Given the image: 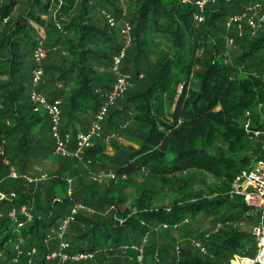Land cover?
<instances>
[{
    "label": "trees",
    "instance_id": "obj_1",
    "mask_svg": "<svg viewBox=\"0 0 264 264\" xmlns=\"http://www.w3.org/2000/svg\"><path fill=\"white\" fill-rule=\"evenodd\" d=\"M246 2L217 0L196 26V7L183 0H0V133L20 175H34L35 167L52 156L53 138L45 126L49 118L34 112L30 99L33 53L39 41L48 49L40 90L50 100H62L63 112L94 115L115 80L112 68L123 46V22L132 26L133 43L122 71L132 75L134 86L127 98L110 108L104 136L86 150L84 159L94 163L96 172L112 170L121 183L137 176H147L148 183L130 210L118 208L121 200L115 189L101 198L107 210L112 209V227L103 226L111 229L104 236L105 245L89 232L78 230L75 236L69 226L66 239L71 250L98 252L83 264H140L139 251L131 246L143 249V264H154L156 253L161 264H229L235 254H256L255 239L242 225L252 219L256 225L259 216L248 214L242 196L228 195L240 171L261 160L262 145L244 128L247 114L256 128L264 129L257 113L258 105L264 104V31L253 35L246 28L240 36L226 28L227 18ZM107 14L117 20L116 26L109 24ZM228 37L234 39L233 48L227 47ZM192 77L198 82L193 84ZM129 122L132 126L124 128ZM37 125L42 127L35 129ZM117 131L140 144L134 148L114 141L119 151L118 158H112L105 155V138ZM73 164L62 165L73 171ZM8 174L0 158L2 189L17 194L13 202H0V264H8L16 254L12 243L18 226L9 213L23 205L33 214V220L20 228L23 249L37 248L34 264H51L46 254L56 248L48 247L45 238L59 225L55 219L46 223L44 215L50 203H58L53 189L64 181L42 183L50 186L44 190L40 183ZM201 174L220 183L208 185L209 192L198 189L195 184L206 181L199 179ZM83 181L77 182L81 193ZM95 192L92 189L91 195ZM94 217L87 216L90 226L97 223ZM19 220H24L20 214ZM218 224L219 231H210ZM205 225L212 228L203 229ZM189 238L201 240L207 254Z\"/></svg>",
    "mask_w": 264,
    "mask_h": 264
},
{
    "label": "built area",
    "instance_id": "obj_2",
    "mask_svg": "<svg viewBox=\"0 0 264 264\" xmlns=\"http://www.w3.org/2000/svg\"><path fill=\"white\" fill-rule=\"evenodd\" d=\"M120 1L124 2V0ZM216 1L217 0H183L184 3H192L196 7V11L193 14L196 26H200L205 21L204 13L206 8ZM124 10L126 13V8ZM106 18L112 27L117 25V20L111 14H107ZM226 28L228 32L235 30L240 36L244 35L246 28L249 29L253 35L257 34L259 31H264V2L257 1L251 4L243 5L240 12L231 14L227 18ZM120 34L124 41L119 54L115 57L113 62L112 71L114 73L115 80L112 87L104 94L103 104H101L99 109L94 113L88 130L78 131L76 134L62 129V101L60 99L50 100L47 95L40 90L41 85L44 83L45 61L48 57V49L45 42L43 40L39 41L34 49V65L31 80L33 90L31 91L30 99L34 105V112L40 113L44 111L49 118L50 132L55 143V155L64 158L72 157L82 160L84 158L85 151L93 147L94 140L104 136V124L110 108L113 107L120 97L125 94L127 89L133 85L132 75L122 71L123 62L133 43L132 26L129 22H123ZM233 43L234 39L232 37H228V47ZM142 77L143 75H141V78ZM257 113L259 115L260 122L264 123V104L258 105ZM244 128L246 134L252 140H260L264 137V129H259L254 126L251 114H247ZM113 136L114 134H109L106 136L105 140L109 142ZM5 145L6 140L0 133V158L2 163L9 167V178H21L27 180L31 184H39L47 177L45 174L35 177L20 175L7 156ZM102 176L104 175H98L95 177V180L102 182ZM107 177L115 179L116 174L111 172L107 175ZM69 184V191L72 192V180H69ZM229 196L232 198L242 196L246 205L249 207L248 214L259 216V221L254 227L252 233L257 245L256 254L254 257L235 254L231 259L234 261L233 264H264V161L255 160L248 168L241 170L236 177L231 190L229 191ZM16 197L17 194L15 192L3 190L2 182L0 181V202H13ZM81 208V205L73 207L71 212L63 218L58 228L52 229V233L47 234L45 238V243L47 245H49V243L53 240L58 241V248L46 254L47 261H53L56 264L80 263L90 261L97 256V251L71 250V244L66 239L67 230L76 220L78 212ZM19 214L24 217V220H19ZM9 217L17 223L18 227L15 231L17 238L14 242L16 254L13 258H11V260H9L8 264H34V258L38 252L37 248L33 247L29 251L25 252L23 249L24 240L19 235L20 228H22L27 222H31L33 220V214L26 205H23L19 211L13 209L9 213ZM177 226L178 225H176V227ZM164 227H167V225H164ZM221 227L222 224H218L215 231H219ZM207 236H209V234ZM192 244L197 247L202 254H207L208 251L201 240L194 239ZM125 248H127V246ZM131 248L139 251L137 262L143 264V249L138 248L137 246H131ZM178 254H180L179 248ZM0 256L3 257V253H0ZM23 257L26 258L25 261H23ZM154 264H161V258L158 253L155 254Z\"/></svg>",
    "mask_w": 264,
    "mask_h": 264
},
{
    "label": "rangeland",
    "instance_id": "obj_3",
    "mask_svg": "<svg viewBox=\"0 0 264 264\" xmlns=\"http://www.w3.org/2000/svg\"><path fill=\"white\" fill-rule=\"evenodd\" d=\"M257 1L258 0H247L246 4H251V3H254ZM7 23L9 24L10 20H8ZM232 31H234V30H232ZM233 44H231L229 46L232 47ZM227 47H228V45H227ZM198 53L200 55L202 52H198ZM196 55H198L197 52H196ZM0 58L2 59L1 56H0ZM227 58L229 60L231 59L230 57H227ZM110 74H111L110 71L107 72V75L111 76ZM192 82H193V84H195L196 82H198V80H196L195 77H192ZM133 86H134V84L130 88L127 89L125 94L122 97H120L119 100H122L123 98H127L130 94L129 90H131L133 88ZM32 90H33V88H31V91ZM180 90H181V88L179 89V91ZM42 113H44V111H42ZM66 113L67 112H64L62 114L63 118H64L63 123H62V129H65L66 120L69 119L68 118L69 114H66ZM77 116L80 118L81 122H87L86 128H85V124H83L85 131H87L89 126H90L92 116H90L86 113H78ZM84 120H86V121H84ZM132 124H133L132 122H129V123H127V126L124 125V128H126V127L130 128V126H132ZM45 126H46V130H48V128L50 129V121L48 119L46 121ZM135 129L139 130L140 128H135ZM111 134H114V136L112 137L111 141H109V142L106 141V143L108 145V149L106 150L105 155H108L112 158H118V152L117 151H119V150L115 148L114 141H116L118 144L126 146V147L127 146H132L134 148L139 147L140 142H137L136 140L134 141L131 138H126L123 136L124 134L121 135V133H119L118 131L113 132ZM140 139L141 140L144 139L143 133H142V137ZM95 140H94V145H95ZM50 142H51V154H52L51 158L49 160L44 161V163L40 164L38 167H35V169H34L35 174L34 175H31V173H30V175L32 177L41 176L42 174H45L47 176L40 184L47 183V185H50L51 183H55L56 181H58L59 178L64 181L62 183H58V185H56L53 189V192L56 193V196L59 197V199H56V203L58 202L57 204L51 205V203H50V206L47 208V212L44 215L45 219H47L45 222L49 223L51 220L55 219L60 224L62 222L63 218L71 212V209L73 207H75L76 205H81L82 208L79 210L78 215L76 217V220H77V218H78V220L77 221L75 220L74 223L70 225L69 229L70 230L75 229V230H73V231H75V233H74L75 236L77 235L76 232L78 230H80V233L89 232V234L93 235V238L95 239V241L97 240L102 245H105L106 239L104 236L107 232H109V230L111 231V229L110 228H103V226L112 227L113 222H112V220H109L112 216V212H111L112 209L107 210L109 208V206H108V204L103 203L101 201V198L108 195L109 189H111V188L115 189V192L120 194V200H121V202H119V204H118V208L122 209V211H124L125 209L130 210L132 207V202L134 201L135 198H137L139 196L140 189H142V186L147 185V183H148L147 176H137L132 181H130L129 183H126V184L121 183V182L117 181L116 178L111 179V178L107 177V175L109 173L113 172L112 170H110L108 172H106V171L96 172L93 169L94 163L91 164L92 162L89 159L85 160L83 158L82 160H79V159L72 158V157L71 158H64V157L55 155L54 154V145H55L54 140H53V142H52V140H50ZM255 142L256 143L258 142L262 145V148H260V154H259L258 158L261 159L262 161H264V137L258 141H255ZM50 163H51V165H50ZM72 163H75V164H73V167H72L73 171L64 169L63 165L72 164ZM59 166H61V167H59ZM36 171H40V173L38 174V172H36ZM72 172H74V173L72 174ZM100 174L104 175V176H102L103 177V179L101 180L102 182H98L95 180V177H97ZM81 176H84V181L81 183L83 186L82 193L80 192V189H78L75 185V182L77 184V182L79 181ZM200 176H199V179L205 178L206 181H203L204 182L203 184L200 182H197L195 185L198 189L203 188L206 192L210 191V188L208 189V185H213L214 183H218V182L220 183V181H218L217 179L215 180L214 178H211L210 175H208L209 177H207V178H206V176H204L202 174ZM65 178H67L68 182L65 180ZM69 180H72V184H71L72 192L69 191V188H70ZM0 181L2 182V184L4 183L3 179H1ZM40 184H39V186H40ZM43 184L40 186V188L42 187V188H44V190L49 189V187L51 186L50 185L47 188V187H44ZM114 185H116V187H114ZM232 186H233V184L231 185V187ZM92 189H96L97 192L92 193V195H91ZM88 190L90 192H88ZM157 193H159V192H157ZM207 194H209V193H207ZM94 195L99 196L98 199L94 198L93 197ZM67 196H69L70 199L66 200L65 198ZM86 198H88L89 202L91 200L94 201L97 199L96 202H99V204L102 203V205L99 206V205H97L98 203H96V205H92V204H90L92 202L88 203L87 200H85ZM72 200L75 202L74 204H72ZM166 202H167V200H166ZM50 207H51V209H50ZM99 207H100V209H99ZM99 214H101L102 216L105 217V221L100 220V218H102V216H100ZM90 215L95 216L94 219L97 222V223H95V224H97L96 227H94L95 224H92V226H90V224H89L90 221L86 220L87 216H90ZM106 220H108V221H106ZM58 223H57V225H59ZM104 223H106V224H104ZM99 224L102 226H100ZM77 225H82V226L79 228H75ZM242 226H244L242 228H245L248 231H250V233H253V229L256 225H255L254 219H252L249 224L242 225ZM211 228L212 227H209L208 225H205L203 227V229H207V230L211 229ZM215 230H216V228L213 230L211 229L210 231L216 232ZM50 233H52V230L48 234H50ZM179 233H180L179 237L183 238L182 233L181 232H179ZM189 239L191 242L194 240L191 238H189ZM14 244L15 243H12V245H14ZM47 246L48 247L52 246V247H55L57 249L58 248V241L53 240ZM256 247L255 246L252 247V254H254L256 252ZM178 248L180 249V252H181L180 244H177V246H176V253L177 254H178ZM26 250L27 249H24L25 252H26ZM252 254H251V256H252ZM238 255H241V254H238ZM246 256L249 257V255H246ZM49 262L51 264H56L53 261L52 262L49 261ZM80 263H82V262H80ZM233 263H234L233 260L229 261V264H233ZM73 264H76V263H73Z\"/></svg>",
    "mask_w": 264,
    "mask_h": 264
},
{
    "label": "crops",
    "instance_id": "obj_4",
    "mask_svg": "<svg viewBox=\"0 0 264 264\" xmlns=\"http://www.w3.org/2000/svg\"><path fill=\"white\" fill-rule=\"evenodd\" d=\"M62 101V100H61ZM61 108H62V105H61ZM64 112H67V111H64ZM63 111H62V114L64 113ZM66 114H69V119H67L66 120V124H65V130H68V131H71V132H73V131H85V129H84V126H83V124H85V128H86V124H87V122H81V120H80V118L77 116V114H74V113H72V112H67ZM88 115H90V116H92L93 117V115H92V112H89V114ZM64 119V118H63ZM92 120V119H91ZM45 121H47V119H45ZM84 121H86V120H84ZM42 126H44L43 124H42ZM41 125H37L36 127H35V129H39V128H41L42 127ZM107 149H108V145H107ZM106 149V150H107ZM47 160H49V159H47ZM43 163H44V161H43ZM50 165H51V163H50ZM36 172H38V174L40 173V171H36ZM81 178H83L84 179V176H81ZM75 184H76V182H75ZM76 187H78L79 188V186L76 184ZM257 251V250H256ZM241 255H243V254H241ZM254 257V256H253Z\"/></svg>",
    "mask_w": 264,
    "mask_h": 264
}]
</instances>
